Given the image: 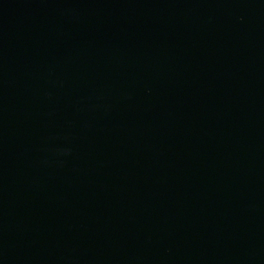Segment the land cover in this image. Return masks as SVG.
Wrapping results in <instances>:
<instances>
[{
    "label": "water",
    "instance_id": "1",
    "mask_svg": "<svg viewBox=\"0 0 264 264\" xmlns=\"http://www.w3.org/2000/svg\"><path fill=\"white\" fill-rule=\"evenodd\" d=\"M0 264H264V0H0Z\"/></svg>",
    "mask_w": 264,
    "mask_h": 264
}]
</instances>
